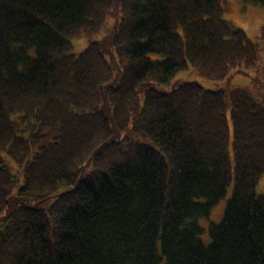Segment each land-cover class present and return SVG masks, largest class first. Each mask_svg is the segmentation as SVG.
I'll return each mask as SVG.
<instances>
[{
    "label": "trees",
    "instance_id": "obj_1",
    "mask_svg": "<svg viewBox=\"0 0 264 264\" xmlns=\"http://www.w3.org/2000/svg\"><path fill=\"white\" fill-rule=\"evenodd\" d=\"M223 12L0 0V264H264V103L244 87H158L189 65L221 80L258 64L264 25L252 39ZM110 13L111 31L71 52ZM37 134L47 149L30 162ZM13 163H27L22 184ZM231 186L204 243L198 219Z\"/></svg>",
    "mask_w": 264,
    "mask_h": 264
},
{
    "label": "rangeland",
    "instance_id": "obj_2",
    "mask_svg": "<svg viewBox=\"0 0 264 264\" xmlns=\"http://www.w3.org/2000/svg\"><path fill=\"white\" fill-rule=\"evenodd\" d=\"M221 4L224 7L223 18L237 27H241L246 31L248 36L252 39H256L260 28L264 25V6L247 0H221ZM116 18L112 13L108 16L104 27L101 31L93 34H83L79 38H72V50L73 53H79L91 40L102 39L107 32H110L115 24ZM156 57V55H152ZM264 65V53L261 60L254 67L244 69V73H238L232 77H226L221 80H213L201 76L198 71L191 65L186 69L177 72L174 77L164 84H159L158 87L162 90L170 91L177 87L179 83L185 81H194L200 83L202 86L212 90H231L235 87H244L249 89L254 96L264 103V74L262 67ZM39 136L37 141L33 144V153L30 162L33 160L34 155L40 151H46V143L48 140L42 138L43 134H37ZM48 145V144H47ZM27 163H22L20 166L13 163V175L18 179L17 184L23 182L20 168H24ZM89 168V167H88ZM256 193H264V174L259 179L256 185ZM232 186L229 188L226 196L222 198L211 210L208 217L198 219L199 224L203 227L204 232L201 235V239L204 243H209V226L212 223H218L221 221L227 199L231 195Z\"/></svg>",
    "mask_w": 264,
    "mask_h": 264
}]
</instances>
